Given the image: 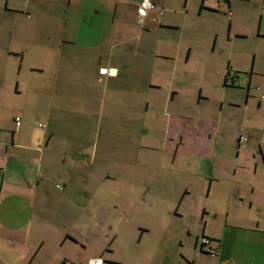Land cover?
Here are the masks:
<instances>
[{
  "label": "crops",
  "instance_id": "1",
  "mask_svg": "<svg viewBox=\"0 0 264 264\" xmlns=\"http://www.w3.org/2000/svg\"><path fill=\"white\" fill-rule=\"evenodd\" d=\"M141 1L0 0V264H264L250 89L199 116L203 86L186 92L233 1L152 0L142 18Z\"/></svg>",
  "mask_w": 264,
  "mask_h": 264
},
{
  "label": "rangeland",
  "instance_id": "2",
  "mask_svg": "<svg viewBox=\"0 0 264 264\" xmlns=\"http://www.w3.org/2000/svg\"><path fill=\"white\" fill-rule=\"evenodd\" d=\"M232 1L233 7L230 9L231 11L228 8H225V10L221 9V11L217 9L215 11L221 14L213 13L209 15L210 21L215 24L216 28L214 27V31H211L212 28L210 27L212 33L206 36V41L209 45H207L208 51L206 52L205 61H199L198 59L194 63L196 66L194 67L193 77L196 80L197 86L195 89L186 92L187 94H195L196 100H199V85L203 86L202 94L204 95L200 98V105L196 107L199 116L202 113V108L208 103L212 104L214 101L217 103H214V106H217L219 100L230 99L236 96L240 100L242 99L244 104L249 88V108L246 115H260L259 122L257 121L253 129L264 131V100H262V96H264V22L261 21V19L264 20V12L261 10L263 0ZM230 12L233 15L235 29L244 34L240 39L229 40L227 37L229 33ZM214 32L220 34L215 48L216 33ZM229 58L233 61V65L229 66L231 68L229 72L233 77H238L235 82V88L224 87L223 85L224 76H227ZM238 71L240 73H237L235 76L234 72ZM206 95L209 96V99L205 97ZM259 102L261 103L259 104ZM259 106H261L260 110H258ZM172 182H175L174 178L169 179L164 186L166 195H169L170 192L175 193V191H179L180 185L174 186V183L172 186ZM103 188L101 189V196L109 197V190L106 189L104 191ZM134 192L139 193V191ZM158 193L159 195H163L160 192ZM100 211L104 213L100 215V220H102L101 242L105 243L102 246H107L106 248H108L110 245L108 239H106L108 235L106 230L108 229H106L107 227L104 225V222L107 221L108 217H106V214L109 211H105L104 207Z\"/></svg>",
  "mask_w": 264,
  "mask_h": 264
},
{
  "label": "built area",
  "instance_id": "3",
  "mask_svg": "<svg viewBox=\"0 0 264 264\" xmlns=\"http://www.w3.org/2000/svg\"><path fill=\"white\" fill-rule=\"evenodd\" d=\"M154 9V4L152 2V0H142L139 6V10H138V15L139 17H143L146 15V13H148L149 11ZM262 10H264V2L262 4ZM101 74L107 75L108 74V70L107 69H101L100 70ZM262 100H264V96H262ZM15 131H18L20 129L21 126V120L20 118H16L15 119ZM59 188V186H58ZM200 248L203 252L211 255V256H215L216 255V250L212 247V240L207 238V237H202L200 239ZM86 264H104V261L102 258H93L90 259Z\"/></svg>",
  "mask_w": 264,
  "mask_h": 264
},
{
  "label": "flooded vegetation",
  "instance_id": "4",
  "mask_svg": "<svg viewBox=\"0 0 264 264\" xmlns=\"http://www.w3.org/2000/svg\"><path fill=\"white\" fill-rule=\"evenodd\" d=\"M227 84L230 85V86H233L234 85V81L233 80H229V81H227Z\"/></svg>",
  "mask_w": 264,
  "mask_h": 264
},
{
  "label": "trees",
  "instance_id": "5",
  "mask_svg": "<svg viewBox=\"0 0 264 264\" xmlns=\"http://www.w3.org/2000/svg\"><path fill=\"white\" fill-rule=\"evenodd\" d=\"M224 85H225L226 87H227V86H228V87H231L230 85H228V84H227V81L225 82V84H224Z\"/></svg>",
  "mask_w": 264,
  "mask_h": 264
}]
</instances>
